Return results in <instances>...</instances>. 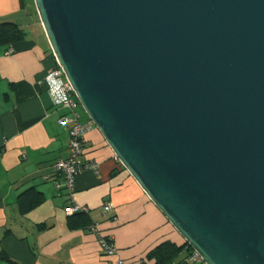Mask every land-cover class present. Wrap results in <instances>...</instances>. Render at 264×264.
Masks as SVG:
<instances>
[{"label":"water","instance_id":"1","mask_svg":"<svg viewBox=\"0 0 264 264\" xmlns=\"http://www.w3.org/2000/svg\"><path fill=\"white\" fill-rule=\"evenodd\" d=\"M80 106L206 264H264V0H34Z\"/></svg>","mask_w":264,"mask_h":264},{"label":"crops","instance_id":"2","mask_svg":"<svg viewBox=\"0 0 264 264\" xmlns=\"http://www.w3.org/2000/svg\"><path fill=\"white\" fill-rule=\"evenodd\" d=\"M14 23L21 39L0 49V264H155L149 254L163 243L179 247L182 236L123 167L101 133L88 135L85 160L98 172H83L69 195L55 165L69 158L65 112L43 82L53 53L34 0H0V24ZM53 57V58H52ZM80 121L89 117L78 109ZM113 204L105 215L103 206ZM76 204L89 214L74 216ZM96 226L114 244L106 257ZM180 255L174 264H186Z\"/></svg>","mask_w":264,"mask_h":264},{"label":"built area","instance_id":"3","mask_svg":"<svg viewBox=\"0 0 264 264\" xmlns=\"http://www.w3.org/2000/svg\"><path fill=\"white\" fill-rule=\"evenodd\" d=\"M54 61L55 64L47 72L43 85L50 92L54 104L65 112L59 118V125L69 129V158L59 161L55 167L57 172L63 176L64 188L72 196L75 192L76 180L83 172H98V164L95 162H87L84 158L87 135L95 126L91 121L87 123L80 121L78 109L81 106L75 91L55 57ZM102 209L104 214L107 215L113 209V204L106 203ZM67 212L70 215H74L80 212L88 213L89 210L86 207L72 204L67 209ZM91 231L97 235L101 250L106 257H114L117 255V250L109 238L103 236L96 226L92 227ZM184 255L186 257V264H206L201 256L192 248L191 250L186 248ZM112 264H125V262L118 258Z\"/></svg>","mask_w":264,"mask_h":264},{"label":"trees","instance_id":"4","mask_svg":"<svg viewBox=\"0 0 264 264\" xmlns=\"http://www.w3.org/2000/svg\"><path fill=\"white\" fill-rule=\"evenodd\" d=\"M23 33L19 27L14 23H1L0 24V49L3 47H10L15 42L19 41ZM53 58V57H52ZM54 60V59H53ZM54 66V65H53ZM81 108V107H80ZM88 213H77L74 216H85ZM188 248L191 250L189 245L185 243L179 247L170 242H166L155 248L150 254L149 259H155V264H174L175 260ZM10 264H15L8 257H4Z\"/></svg>","mask_w":264,"mask_h":264},{"label":"rangeland","instance_id":"5","mask_svg":"<svg viewBox=\"0 0 264 264\" xmlns=\"http://www.w3.org/2000/svg\"><path fill=\"white\" fill-rule=\"evenodd\" d=\"M81 109H82V107H81ZM83 110V109H82Z\"/></svg>","mask_w":264,"mask_h":264}]
</instances>
